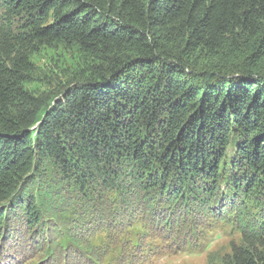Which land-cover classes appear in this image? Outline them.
Here are the masks:
<instances>
[{
	"label": "trees",
	"instance_id": "16d2710c",
	"mask_svg": "<svg viewBox=\"0 0 264 264\" xmlns=\"http://www.w3.org/2000/svg\"><path fill=\"white\" fill-rule=\"evenodd\" d=\"M57 45L84 64L36 96L31 57ZM47 166L114 190L128 178L148 212L156 193L232 204L241 225L259 191L264 219V0H0V256L7 220L32 241L52 230L29 191ZM221 264H264L263 240L243 231Z\"/></svg>",
	"mask_w": 264,
	"mask_h": 264
},
{
	"label": "rangeland",
	"instance_id": "374dc122",
	"mask_svg": "<svg viewBox=\"0 0 264 264\" xmlns=\"http://www.w3.org/2000/svg\"><path fill=\"white\" fill-rule=\"evenodd\" d=\"M81 58L75 47H43L31 57L35 72L25 85L36 96L54 99L68 75L84 64ZM35 171L42 189L29 191L52 230H44V242L32 241L22 218L7 220L13 232L0 264H221L242 243L243 231L257 234L264 242L259 191L251 201L241 198L251 214L244 216L247 222L241 225L232 204L176 206L156 193L148 212L142 203L145 193L128 178L125 188L114 190L56 167ZM42 199L50 203L49 213L41 210Z\"/></svg>",
	"mask_w": 264,
	"mask_h": 264
}]
</instances>
